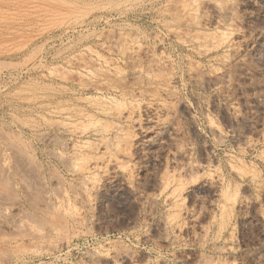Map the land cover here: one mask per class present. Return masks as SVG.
Wrapping results in <instances>:
<instances>
[{"label":"rangeland","instance_id":"1","mask_svg":"<svg viewBox=\"0 0 264 264\" xmlns=\"http://www.w3.org/2000/svg\"><path fill=\"white\" fill-rule=\"evenodd\" d=\"M0 264H264V0H0Z\"/></svg>","mask_w":264,"mask_h":264},{"label":"bare ground","instance_id":"2","mask_svg":"<svg viewBox=\"0 0 264 264\" xmlns=\"http://www.w3.org/2000/svg\"><path fill=\"white\" fill-rule=\"evenodd\" d=\"M198 38H199V37H198ZM218 45H219V44H218ZM109 51H110V50H109ZM102 56H103V55H102ZM66 58H67V57H66ZM103 58H104V57H103ZM108 59H109V58H108ZM79 60H80V59H79ZM106 61H107V60H106ZM68 63H69V61H68ZM93 63H95V62H93ZM93 63H92V64H93ZM85 64H86V63H85ZM71 65H72V64H71ZM95 66H96V65H95ZM103 66H104V65H103ZM82 67H83V66H82ZM82 67H81V68H82ZM84 67H85V66H84ZM84 67H83V68H84ZM83 68H82V70H83ZM85 68H87V67H85ZM100 69H101V68H100ZM86 70H87V69H86ZM88 70H89V68H88ZM101 70H102V69H101ZM58 71H59V70H58ZM63 71H64V70H63ZM91 71H93V70H90V72H91ZM63 73H64V72H63ZM65 73H66V72H65ZM93 73H94V72H93ZM93 73H92V74H93ZM100 73H102V72L100 71ZM87 74H88V73H87ZM110 74H111V73H110ZM113 74H114V73H113ZM95 75H96V74L94 73V76H95ZM99 75L101 76V74H99ZM99 75H97V76L99 77ZM102 76H103V75H102ZM104 77L106 78V76H104ZM83 78H84V77H83ZM83 78H82V81L86 79V78H85V79H83ZM96 78H97V77H96ZM110 78H111V77H110ZM117 78H118V77H117ZM107 79H108V78H107ZM86 80H87V79H86ZM118 80H119V79H118ZM65 81H66V80H65ZM65 81H64V82H65ZM80 81H81V80H80ZM83 82H85V81H83ZM88 82H90V81H88ZM95 82H96V81H95ZM120 82H121V81H120ZM77 83H78V82H77ZM86 83H87V81H86ZM93 83H94V82H93ZM88 84H89V83H88ZM101 85H102V84H101ZM105 85H106V84H105ZM97 86H98V85H97ZM111 86H112V84H111ZM117 87H118V86H117ZM95 89H96V88H95ZM90 98H92V97H90ZM84 100H85V99H84ZM84 100H83V101H84ZM86 101H87V100H86ZM84 102H85V101H84ZM50 105H51V104H50ZM40 106H41V105H40ZM46 106H47V105H46ZM69 109H70V108H69ZM57 112H58V111H57ZM40 117H41V116H40ZM68 117H69V116H68ZM91 117H92V116H91ZM70 118H73V117H70ZM47 121H48V120H47ZM49 121H50V120H49ZM58 122H60V121H58ZM79 122H80V121H79ZM53 123H54V122H52V123L50 122V124L54 125ZM77 123H78V122H77ZM60 124H62V123H60ZM74 124H75V123H74ZM78 124H79V123H78ZM57 125H58V123H57ZM64 125H66V123H65ZM70 125H71V124H70ZM76 125H77V124H76ZM67 126H68V124H67ZM71 126H72V125H71ZM111 127H112V126H111ZM111 127H110V128H111ZM114 127H115V126H114ZM81 129H83V128H81ZM72 134H73V133H72ZM115 136H117V135H115ZM108 143H109V142H108ZM60 144H61V143H60ZM118 148H120V147H118ZM92 149H93V148H92ZM106 151H107V150H106ZM117 151H118V150H117ZM111 152H112V151H111ZM83 158H85V157H83ZM81 161H82V160H81ZM85 162H86V161H85ZM84 167H85V166H84ZM170 177H171V176H170ZM63 195H64V193H63ZM62 198H63V197H62ZM65 198H66V197H65ZM63 199H64V198H63ZM62 202H63V201H62ZM63 203H64V202H63ZM66 203H67V201H66ZM64 204H65V203H64ZM67 205H68V204H67ZM62 208H63V207H62ZM66 208H67V207H66Z\"/></svg>","mask_w":264,"mask_h":264}]
</instances>
